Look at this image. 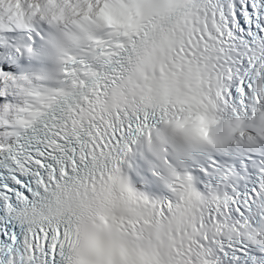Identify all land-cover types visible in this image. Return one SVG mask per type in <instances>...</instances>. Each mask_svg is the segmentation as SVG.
<instances>
[{
	"label": "snow or ice",
	"instance_id": "6c2138e0",
	"mask_svg": "<svg viewBox=\"0 0 264 264\" xmlns=\"http://www.w3.org/2000/svg\"><path fill=\"white\" fill-rule=\"evenodd\" d=\"M7 11L0 264H264V0H37L27 11L17 0ZM49 33L63 42L42 47ZM157 117L205 149L164 161L167 197L124 170Z\"/></svg>",
	"mask_w": 264,
	"mask_h": 264
},
{
	"label": "clouds",
	"instance_id": "9594fccd",
	"mask_svg": "<svg viewBox=\"0 0 264 264\" xmlns=\"http://www.w3.org/2000/svg\"><path fill=\"white\" fill-rule=\"evenodd\" d=\"M21 7L27 11L29 3H35L37 0H19ZM43 5L45 0H39ZM17 0H0V23L5 27H10L12 22L9 20L10 13L7 11L9 4L15 10ZM49 41L54 43L63 42L58 33H51L45 39L44 47ZM49 55L55 57V51L48 49ZM222 129H214V135H222ZM147 145L159 161L161 168L164 167V161L172 158V162L178 163L180 160L197 158L205 149L197 141L195 134L188 127L179 126L177 121L163 122L160 127H152L150 133L144 135Z\"/></svg>",
	"mask_w": 264,
	"mask_h": 264
}]
</instances>
